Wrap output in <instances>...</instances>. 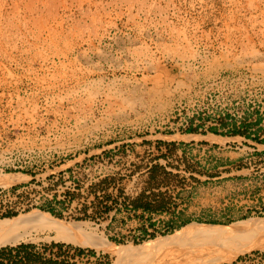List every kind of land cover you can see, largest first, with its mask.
I'll return each instance as SVG.
<instances>
[{"label": "rangeland", "instance_id": "obj_1", "mask_svg": "<svg viewBox=\"0 0 264 264\" xmlns=\"http://www.w3.org/2000/svg\"><path fill=\"white\" fill-rule=\"evenodd\" d=\"M10 175L0 220L38 210L124 247L169 238L123 261L46 231L0 247V264L60 245L59 264H207L264 244L255 229L177 235L264 218V0H0ZM141 194L149 211L131 208ZM216 264H264V250Z\"/></svg>", "mask_w": 264, "mask_h": 264}, {"label": "bare ground", "instance_id": "obj_2", "mask_svg": "<svg viewBox=\"0 0 264 264\" xmlns=\"http://www.w3.org/2000/svg\"><path fill=\"white\" fill-rule=\"evenodd\" d=\"M19 175H10L0 181V186L14 184L21 181ZM264 233V218L243 221L230 226L208 225L191 223L184 227L177 235L185 234L206 238H229L240 234L242 231ZM90 226L86 222L64 221L56 219L49 213L41 211L27 212L13 218L0 220V247L15 246L27 241H33L34 234L40 232H50L52 240L70 243L80 247H89L102 252L116 255L119 259L140 257L153 249H158L166 244L169 237H162L152 242L145 243L138 247H124L108 241L104 236L95 235L90 231ZM46 235V234H45ZM39 238V237H38ZM46 238V237H45ZM46 240V239H45ZM34 242V241H33ZM253 250H264V244L254 242L243 245L230 253L227 257L215 259L207 264H216L236 258L239 255L249 253ZM123 260V259H122ZM124 261V260H123Z\"/></svg>", "mask_w": 264, "mask_h": 264}, {"label": "built area", "instance_id": "obj_3", "mask_svg": "<svg viewBox=\"0 0 264 264\" xmlns=\"http://www.w3.org/2000/svg\"><path fill=\"white\" fill-rule=\"evenodd\" d=\"M69 253H72L70 250H65L63 246H54L52 249L49 250V254L42 255L39 257L36 261H30L28 264H46V260L49 259V262H52V264H59L62 259L65 258V255H68ZM78 254V253H77ZM7 257H11L14 259V261H10L9 264H15V262L22 261L23 263H26L25 256L18 250H12L6 254ZM75 257H78V255H75ZM27 258V256H26ZM10 259V258H9ZM11 260V259H10ZM20 260V261H18ZM20 262V263H22Z\"/></svg>", "mask_w": 264, "mask_h": 264}, {"label": "trees", "instance_id": "obj_4", "mask_svg": "<svg viewBox=\"0 0 264 264\" xmlns=\"http://www.w3.org/2000/svg\"><path fill=\"white\" fill-rule=\"evenodd\" d=\"M191 131V130H190ZM145 199V196L144 194H141L138 198H136L135 200H133L131 203H132V209L133 210H137L138 208H143L145 210H150V207H151V204L152 202L151 201H147L145 204L142 203V201ZM44 210L52 213L53 215H59V214H56L52 209H48V208H44ZM7 217H13V216H16V214L14 213H11V212H8L6 214Z\"/></svg>", "mask_w": 264, "mask_h": 264}]
</instances>
